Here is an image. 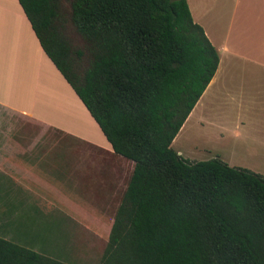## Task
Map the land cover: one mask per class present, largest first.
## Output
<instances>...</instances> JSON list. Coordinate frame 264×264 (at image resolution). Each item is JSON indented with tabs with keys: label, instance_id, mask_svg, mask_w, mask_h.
<instances>
[{
	"label": "trees",
	"instance_id": "1",
	"mask_svg": "<svg viewBox=\"0 0 264 264\" xmlns=\"http://www.w3.org/2000/svg\"><path fill=\"white\" fill-rule=\"evenodd\" d=\"M47 57L133 162L100 264H264V177L171 144L219 54L186 0H18ZM0 264H65L0 237Z\"/></svg>",
	"mask_w": 264,
	"mask_h": 264
},
{
	"label": "crops",
	"instance_id": "2",
	"mask_svg": "<svg viewBox=\"0 0 264 264\" xmlns=\"http://www.w3.org/2000/svg\"><path fill=\"white\" fill-rule=\"evenodd\" d=\"M186 2L192 21L217 50L219 63L171 147L189 128L201 127L209 119V139L222 142L225 153L264 150V0ZM3 115L19 116L114 155L85 106L44 53L18 0H0V119ZM64 149L63 143L43 141L0 143V184L12 182L22 197L64 200L63 177L69 163ZM212 155L227 165L262 172L250 164L226 161L221 151ZM27 203L17 200L14 205L21 208Z\"/></svg>",
	"mask_w": 264,
	"mask_h": 264
},
{
	"label": "rangeland",
	"instance_id": "3",
	"mask_svg": "<svg viewBox=\"0 0 264 264\" xmlns=\"http://www.w3.org/2000/svg\"><path fill=\"white\" fill-rule=\"evenodd\" d=\"M9 141L65 144L67 149L62 151L69 163L62 191L66 197L64 200L53 196L22 197L20 191L9 184L12 182H2L0 237L65 264H100L115 213L132 173L131 163L19 116L3 115L0 143ZM172 148L190 162L208 161L215 151H221L226 161L253 165L262 171L257 174L264 177V150L256 153L234 150L233 154L228 150L229 153H225L222 142L209 139V119L201 127L189 128L180 143ZM13 198L29 203L16 207L17 200ZM28 210L36 214L25 212Z\"/></svg>",
	"mask_w": 264,
	"mask_h": 264
}]
</instances>
